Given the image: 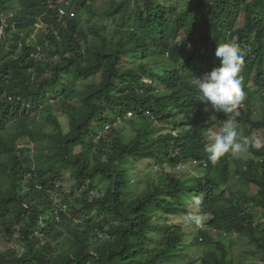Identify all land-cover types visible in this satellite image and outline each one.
<instances>
[{
  "label": "trees",
  "instance_id": "trees-1",
  "mask_svg": "<svg viewBox=\"0 0 264 264\" xmlns=\"http://www.w3.org/2000/svg\"><path fill=\"white\" fill-rule=\"evenodd\" d=\"M1 26L0 264H264V144L210 160L227 115L191 83L237 43L238 132L264 133V0H0Z\"/></svg>",
  "mask_w": 264,
  "mask_h": 264
},
{
  "label": "clouds",
  "instance_id": "clouds-1",
  "mask_svg": "<svg viewBox=\"0 0 264 264\" xmlns=\"http://www.w3.org/2000/svg\"><path fill=\"white\" fill-rule=\"evenodd\" d=\"M215 56L220 61L219 66L191 80L202 102L210 104L215 112L227 115L219 131L213 134L212 142L205 145L204 152L212 161L226 153L239 159L241 154L247 151V144L240 142L237 121V109L244 96L239 78L243 55L237 43L228 42L217 45ZM207 110L206 107L205 111ZM255 147L260 145L256 144Z\"/></svg>",
  "mask_w": 264,
  "mask_h": 264
},
{
  "label": "rangeland",
  "instance_id": "rangeland-1",
  "mask_svg": "<svg viewBox=\"0 0 264 264\" xmlns=\"http://www.w3.org/2000/svg\"><path fill=\"white\" fill-rule=\"evenodd\" d=\"M90 6L93 8V10H96L100 5L98 1H93L91 2ZM77 19L79 20L80 24L83 26H88V25H93V24H99V25H108V26H112V20H108L105 17H99V16H95L92 14V12H87L85 10H82L80 13L77 14ZM38 34L35 33L33 35V39L37 36ZM242 106H240L239 109H241ZM264 111V102H262V100L260 99V97L258 96V94H256L254 96V102H253V114H252V118L257 120L260 119L262 114ZM54 112L58 115H61V112L59 110H57V106L54 109ZM246 129L245 131H247L244 134L239 135L240 138V142L241 143H246L247 144V148L249 146L252 145H256L259 144L260 146L264 144V133L261 131H256V130H249L247 129V127L245 126L241 128V130ZM129 128H125L126 133H128ZM216 132H218V130H216ZM215 132V133H216ZM209 140L212 142L213 139V135L209 136ZM141 174H143V171L140 172ZM139 173V174H140ZM192 173H195L194 171H192ZM231 175L234 179V181L238 180L237 175L234 172V168H231ZM58 185H60L62 187L63 191H69V189L71 188V186L74 185V181L73 179H71L68 176V172H66L64 174V177L62 178L61 182L58 183ZM100 187L103 188L104 184H100ZM53 197L55 199V201H57L58 203H61V199H62V192L61 191H57L56 193L53 194ZM76 198H71L69 199L68 202V206L70 205H76L77 202ZM17 229V228H15ZM17 234H14L13 240L11 242H8L7 240H5L4 238H2V236L0 235V251H3L9 247H14L15 249H20L19 243L15 241V239H17ZM226 243H229L231 246V254L234 255L236 257V254L239 255V259L241 260H248V261H252L253 259H255L256 257V252L254 251V248L251 246V244L246 240V239H241L238 238L237 235H233V236H225L224 238ZM238 251V252H237Z\"/></svg>",
  "mask_w": 264,
  "mask_h": 264
},
{
  "label": "built area",
  "instance_id": "built-area-1",
  "mask_svg": "<svg viewBox=\"0 0 264 264\" xmlns=\"http://www.w3.org/2000/svg\"><path fill=\"white\" fill-rule=\"evenodd\" d=\"M58 12H59L61 15H63V14L65 13V10L63 9V7H59V8H58ZM3 35H4V28H3V26H1V27H0V42H1L2 38H3Z\"/></svg>",
  "mask_w": 264,
  "mask_h": 264
}]
</instances>
